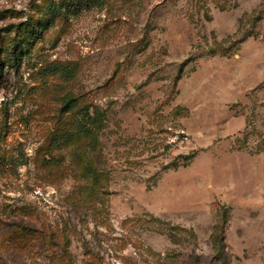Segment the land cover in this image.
Returning <instances> with one entry per match:
<instances>
[{
    "label": "rangeland",
    "instance_id": "1",
    "mask_svg": "<svg viewBox=\"0 0 264 264\" xmlns=\"http://www.w3.org/2000/svg\"><path fill=\"white\" fill-rule=\"evenodd\" d=\"M0 70V264H264V0H0Z\"/></svg>",
    "mask_w": 264,
    "mask_h": 264
},
{
    "label": "trees",
    "instance_id": "2",
    "mask_svg": "<svg viewBox=\"0 0 264 264\" xmlns=\"http://www.w3.org/2000/svg\"><path fill=\"white\" fill-rule=\"evenodd\" d=\"M72 2H73V1H72ZM73 3H74V2H73ZM14 61H15L14 63H16V61H17V60H16V59H14ZM0 71H1V70H0ZM0 75H1V74H0Z\"/></svg>",
    "mask_w": 264,
    "mask_h": 264
}]
</instances>
